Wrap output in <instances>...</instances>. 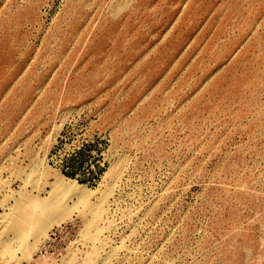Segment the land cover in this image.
<instances>
[{"label":"rangeland","instance_id":"374dc122","mask_svg":"<svg viewBox=\"0 0 264 264\" xmlns=\"http://www.w3.org/2000/svg\"><path fill=\"white\" fill-rule=\"evenodd\" d=\"M0 264H264V0H0Z\"/></svg>","mask_w":264,"mask_h":264},{"label":"bare ground","instance_id":"6f19581e","mask_svg":"<svg viewBox=\"0 0 264 264\" xmlns=\"http://www.w3.org/2000/svg\"><path fill=\"white\" fill-rule=\"evenodd\" d=\"M49 193L51 195V198L48 200H43V202H38V208L39 209H45L48 206H51L54 203V198L57 199L58 197H60L61 195H78L79 197L83 196L85 193L83 191V187L80 185H75V181L74 180H64V178H57L51 185ZM37 205V204H36ZM38 209V210H39ZM33 216V215H32ZM35 216V215H34ZM39 218H35L37 219L33 229L34 231H32L33 238L37 239L38 236H40L41 234H43V232L45 231V229L49 228V226H51V224H55V223H60V220H56L53 222H45L44 220L41 221L39 220L41 216L36 215ZM35 216V217H36ZM32 219V218H31ZM34 219V217H33ZM50 220V219H49ZM23 225H12L10 227V232L14 234V239L18 238L22 232H23ZM26 230V229H25ZM10 233V234H11ZM11 234V235H13ZM18 235V236H17Z\"/></svg>","mask_w":264,"mask_h":264},{"label":"built area","instance_id":"2783aa9c","mask_svg":"<svg viewBox=\"0 0 264 264\" xmlns=\"http://www.w3.org/2000/svg\"><path fill=\"white\" fill-rule=\"evenodd\" d=\"M76 225L72 220L53 228L39 247V257L45 258L60 253L75 236Z\"/></svg>","mask_w":264,"mask_h":264}]
</instances>
